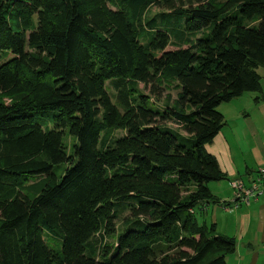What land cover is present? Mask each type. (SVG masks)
I'll list each match as a JSON object with an SVG mask.
<instances>
[{"label":"trees","instance_id":"obj_1","mask_svg":"<svg viewBox=\"0 0 264 264\" xmlns=\"http://www.w3.org/2000/svg\"><path fill=\"white\" fill-rule=\"evenodd\" d=\"M258 68L264 0H0V264H228L195 208Z\"/></svg>","mask_w":264,"mask_h":264},{"label":"crops","instance_id":"obj_2","mask_svg":"<svg viewBox=\"0 0 264 264\" xmlns=\"http://www.w3.org/2000/svg\"><path fill=\"white\" fill-rule=\"evenodd\" d=\"M257 73L260 90L245 91L226 102L224 110L229 119L217 109L226 123L205 145V150L214 156L225 175L221 180L208 182L207 186L220 201L216 207L223 211L212 223L220 234L235 238L234 264L244 261L242 254L250 257L248 264H257L258 256L264 251V197L240 204L230 211L221 204L229 203L233 196L231 179H241L249 185L258 169L264 166V68H258ZM206 209H210L209 206ZM226 260L229 263L228 257Z\"/></svg>","mask_w":264,"mask_h":264},{"label":"rangeland","instance_id":"obj_3","mask_svg":"<svg viewBox=\"0 0 264 264\" xmlns=\"http://www.w3.org/2000/svg\"><path fill=\"white\" fill-rule=\"evenodd\" d=\"M158 10V7H151L150 9H149V11H150V14L151 13H154L155 11H157ZM172 48H174L173 46H168L167 47V49H172ZM168 94H170L171 95V99H173L174 97H175V95H176V90L174 89V88H171V90H168V89H162L161 91H160V94L158 95V100L156 101V103L158 104V105H162L163 103H164V100L165 99H167L166 98V96H168ZM226 104V102H222V103H220L218 106H217V109L219 110V111H223L224 112V115H225V119H229V116L227 115V112H225V110H224V108H225V105ZM224 106V107H223ZM123 132L122 131H117L116 132V134H122ZM67 141H70V139L68 138L67 139ZM230 188H231V196L233 195V187H232V185L230 184ZM208 206H209V208L210 209H206V210H204V211H200L198 208H195V214H196V216H197V218H198V221L200 222V221H202V220H204L207 224H210V223H212V221H214L215 219H216V217H218V218H220L221 217V215L223 214V211L221 210V209H219V208H217L216 207V203H214V202H209L208 204H207V208H208ZM224 207V206H223ZM212 208L214 209V213H213V210H212ZM226 211H230V210H226ZM129 214H128V211L127 210H125V211H123L121 214H120V217L122 218V217H126V216H128ZM243 252V251H242ZM260 252V251H259ZM244 253H247V252H244ZM251 253V252H250ZM245 258L244 259H242V260H244L243 262H241V264H248L249 263V260H250V257H247L246 255H244V254H242ZM228 257V261H229V263L228 264H234V254H230V255H228L227 256ZM226 257V258H227ZM259 258H257V260H256V263L257 264H264V251H262L261 253H260V255L258 256ZM240 261V260H239Z\"/></svg>","mask_w":264,"mask_h":264},{"label":"built area","instance_id":"obj_4","mask_svg":"<svg viewBox=\"0 0 264 264\" xmlns=\"http://www.w3.org/2000/svg\"><path fill=\"white\" fill-rule=\"evenodd\" d=\"M233 196L224 209L231 210L240 204H248L250 201L264 197V166L260 167L249 185H245L241 179H231Z\"/></svg>","mask_w":264,"mask_h":264}]
</instances>
